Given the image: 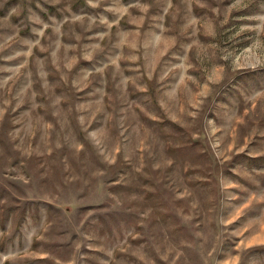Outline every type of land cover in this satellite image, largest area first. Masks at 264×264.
I'll return each instance as SVG.
<instances>
[{
  "label": "rangeland",
  "instance_id": "1",
  "mask_svg": "<svg viewBox=\"0 0 264 264\" xmlns=\"http://www.w3.org/2000/svg\"><path fill=\"white\" fill-rule=\"evenodd\" d=\"M0 264H264V0H0Z\"/></svg>",
  "mask_w": 264,
  "mask_h": 264
}]
</instances>
